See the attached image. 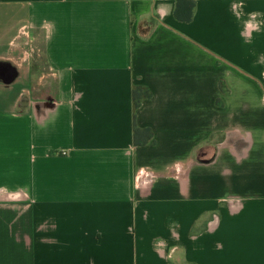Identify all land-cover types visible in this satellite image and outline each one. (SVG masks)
<instances>
[{"label": "crops", "instance_id": "0c3cea01", "mask_svg": "<svg viewBox=\"0 0 264 264\" xmlns=\"http://www.w3.org/2000/svg\"><path fill=\"white\" fill-rule=\"evenodd\" d=\"M175 1L0 0V264H264V0Z\"/></svg>", "mask_w": 264, "mask_h": 264}, {"label": "trees", "instance_id": "16d2710c", "mask_svg": "<svg viewBox=\"0 0 264 264\" xmlns=\"http://www.w3.org/2000/svg\"><path fill=\"white\" fill-rule=\"evenodd\" d=\"M195 4L192 0H176L175 1V11L174 16L178 21L182 22H189L191 20L193 10H194ZM143 94L139 93V96L135 97V106L138 104V98L139 101L142 98ZM137 99V100H136ZM144 140H148L150 138L149 132H142ZM135 136H136V130H135Z\"/></svg>", "mask_w": 264, "mask_h": 264}, {"label": "rangeland", "instance_id": "374dc122", "mask_svg": "<svg viewBox=\"0 0 264 264\" xmlns=\"http://www.w3.org/2000/svg\"><path fill=\"white\" fill-rule=\"evenodd\" d=\"M17 93L13 92V89L10 91L3 90L0 88V109H7L12 101L16 98Z\"/></svg>", "mask_w": 264, "mask_h": 264}, {"label": "flooded vegetation", "instance_id": "af4514ba", "mask_svg": "<svg viewBox=\"0 0 264 264\" xmlns=\"http://www.w3.org/2000/svg\"><path fill=\"white\" fill-rule=\"evenodd\" d=\"M3 73H4V70H1V71H0V74L4 75Z\"/></svg>", "mask_w": 264, "mask_h": 264}]
</instances>
